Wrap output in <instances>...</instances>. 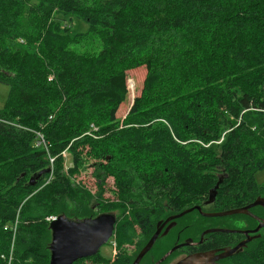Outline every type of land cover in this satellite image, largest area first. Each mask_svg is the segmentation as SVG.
I'll return each mask as SVG.
<instances>
[{
  "label": "trees",
  "instance_id": "obj_1",
  "mask_svg": "<svg viewBox=\"0 0 264 264\" xmlns=\"http://www.w3.org/2000/svg\"><path fill=\"white\" fill-rule=\"evenodd\" d=\"M250 6L256 9L224 0H0V82L10 87L0 108V264H49L47 217L92 215L72 213L68 196L81 192L63 171L67 153L76 164L83 146L102 160L95 171L99 182L115 178L113 207L126 214L133 209L126 218L118 215L120 245L136 238V225L144 240L150 236L160 204L181 211L199 202L217 169L243 179L244 191L235 189L230 197L264 193V184L254 191L246 186L264 168V37L254 34L261 30L264 36V5ZM74 18L86 29L72 35L62 24ZM212 26L218 31L200 59L206 49L195 41ZM221 28L228 31L223 38ZM86 38L98 40L100 48L76 49ZM192 42L187 74L173 95L151 100L170 75L172 59L182 55L175 49L186 53ZM141 66L147 69L141 93L122 127L117 112L130 93L128 70ZM93 110L106 111L95 117ZM36 131L44 133L48 149L36 145ZM17 218L13 242L5 226ZM87 259L128 264V258L99 253ZM227 264H264V235Z\"/></svg>",
  "mask_w": 264,
  "mask_h": 264
},
{
  "label": "rangeland",
  "instance_id": "obj_2",
  "mask_svg": "<svg viewBox=\"0 0 264 264\" xmlns=\"http://www.w3.org/2000/svg\"><path fill=\"white\" fill-rule=\"evenodd\" d=\"M226 3L232 4L233 7L241 10H250L253 11L256 8L250 6V5H264V0H227ZM258 8L261 10L262 7L258 6ZM31 19H33L35 22H38V19L33 16H28ZM75 21V24H74ZM66 24L73 25L72 27H69L68 25L62 24L63 27H67L72 35H75L76 31H85L86 25L83 22L78 21L76 18L73 19V21H66ZM218 30L215 26H212L209 31H207L206 36L202 37L195 42H200L202 46L205 47L204 53L200 56V59L203 58V56L207 53L209 50V43L211 40V37L216 33ZM254 31V30H253ZM220 36L223 38L228 35V31L224 28H221L219 30ZM254 34L258 36V38L261 40L263 39V32L261 30H258L257 32L254 31ZM76 42L73 43V46ZM101 44L98 40H94V38H86L83 39L80 43H76L75 48L87 53H93L96 52L100 48ZM193 42L190 46V48L187 50L186 53H183L181 48L178 46L177 49L178 52L182 55H177L176 59H172V71L168 78L161 84L160 88L156 90L154 93L151 94V100L157 101L159 100H165L169 99L171 95H173V91L178 87L180 82L182 81L184 74L186 72L185 64H190V59L188 55H190L193 50ZM261 50L264 51V48L261 47ZM147 69L145 66L137 67L128 70V87L130 90V93L124 103L121 104L119 107V110L117 112V118L119 120V124L122 127H125V118L128 117L129 109L133 103V100L135 96L139 95L141 93V89L143 86V81L146 75ZM10 87L7 84L0 82V108H2L7 100L8 94H9ZM106 110L102 111H92V114L95 117H99L105 113ZM128 126V125H127ZM96 129H98V125L94 126ZM94 129V128H93ZM89 135L92 133L91 128H88V131L86 132ZM82 152L80 153V159L75 164L72 161L71 156L69 153H67V156L64 158L65 163L67 165V168H65L63 171L67 174L72 187L76 188L78 192H81V195L72 194L71 197L68 196L67 200L72 204V213L73 214H86L87 213H102V212H111L116 215L122 214L123 218L128 217L130 213H132L133 209H128L127 214L123 213L122 209H115L113 205L118 199V193H117V185L115 182V178L110 175L107 177L105 182H99V180L96 178L95 171L98 168V164L100 161L99 158H97L94 154V151H92V148L89 146H83L81 147ZM66 150L62 152V155L65 156ZM76 165L75 170L71 171L70 167L73 165ZM118 165V163H115ZM121 165V164H120ZM256 178L257 181L261 184H264V169L259 170L256 172ZM79 189V190H78ZM81 201V202H80ZM184 203V202H183ZM80 207L82 209H80ZM211 207V206H210ZM95 210V211H94ZM94 213H92V212ZM172 213V208L170 207L169 203H163L160 204L158 212L156 213V210H153V216L155 221L164 218L168 216V214ZM184 218L181 219V222L189 221L191 219H196L199 215L197 212H192L190 214L183 215ZM88 217V216H87ZM84 218V217H83ZM244 225H246V221H243ZM136 230L137 225L135 226ZM51 234V231H50ZM142 235H135V239H132L131 242L125 243L120 245L118 244L117 238L115 239V235L113 234L112 237L106 242L99 250V254H101L103 257L107 259H111L115 255V251H117L118 257L117 260H127L128 253H131L132 250H135V241H137L138 237ZM52 239V236L50 235V241ZM137 252V251H136ZM98 254V253H97ZM96 254L91 255L90 257H95ZM116 257V256H115ZM114 257V258H115ZM89 258V257H86ZM133 258V256H132ZM82 260V259H81ZM77 262V261H76ZM75 262V263H76ZM79 262V261H78ZM73 263V264H75ZM80 263V262H79ZM77 263V264H79ZM80 264H99L95 263L93 259H87L82 261ZM103 264V263H101Z\"/></svg>",
  "mask_w": 264,
  "mask_h": 264
},
{
  "label": "flooded vegetation",
  "instance_id": "obj_3",
  "mask_svg": "<svg viewBox=\"0 0 264 264\" xmlns=\"http://www.w3.org/2000/svg\"><path fill=\"white\" fill-rule=\"evenodd\" d=\"M262 169H259V170H262ZM256 172H255L256 183L253 181L252 178H249L247 185H246L247 187L252 188L253 191L255 190L256 187L259 188L257 184L260 185V183L257 181V178H256ZM219 180H221V182H220L217 194L215 196V199L212 202H207L208 199L210 198V189L213 186H215ZM213 181H215L214 185L209 188V191L204 196V198L202 199L200 198L199 202L193 203L192 205L190 204L186 208L196 206V205H201L202 211L215 212V211L229 210V209L236 208V207H243V206H246L252 203L259 196L264 197V193L256 195L255 197H252L254 193L257 192V190L254 191L252 196L246 197L247 198L246 200L245 199L240 200L241 195L230 197L228 194L235 189L243 192L245 189V184L242 178H239L238 181H236L229 174V172L224 169H217L214 171ZM230 200L234 204L233 207H226L229 205ZM239 202L241 203L237 204ZM258 207H260L261 209L259 208V210H257ZM171 208H172V213L168 214V216L161 218L159 220L164 221L169 216L179 213L184 210L183 209L181 211H176L174 210L173 207ZM250 211L264 218V207L263 206L257 205V206L251 207ZM192 212H197L199 216L196 219H191L189 221H184V222H181V219H183L184 216L169 220L164 225L160 233V236L156 240L153 247L143 257V259L141 260L139 264H176L179 261L187 258L188 256H191L197 253H206V252H211L210 256L212 259L210 258V261L209 260L207 261L208 257H204L205 260L203 261L202 264H227V261L231 256L226 257V258H215V257L219 255L224 250L225 247H232L246 237V234L239 230L248 229V230H251L250 235H257V234L264 235V227L258 230L257 232L252 231L259 224V221L252 215L246 214L250 217V219H246L245 217H243L242 214L244 213H236V214L223 215V216H207V215L202 214L198 208H195L191 212L187 213V215ZM97 214L94 213L89 216H96ZM159 220L155 221L154 229L152 230L150 234H148L150 236L147 237L146 240H144L142 236H139L137 241L134 242L136 245L135 250H132L131 253H128L127 255L128 264H131L133 262L137 253L145 245L148 239L154 234V232L157 229V222ZM120 221L121 219L117 215V222H116L115 227H117L120 224ZM243 221H246V225H244ZM170 223H174V225L169 229L167 233H164L166 227ZM137 228L138 229L134 235H146L143 232L142 226L137 225ZM216 228L217 229L222 228L225 230L210 231V229H216ZM235 230H238V231H235ZM114 235L116 236L115 231H114ZM231 235H242V236L240 239H238L237 237H233ZM175 246H177V248L174 251H171L172 248ZM117 257H118V254H116V257L114 259H117ZM82 261L84 260H81V262Z\"/></svg>",
  "mask_w": 264,
  "mask_h": 264
},
{
  "label": "water",
  "instance_id": "obj_4",
  "mask_svg": "<svg viewBox=\"0 0 264 264\" xmlns=\"http://www.w3.org/2000/svg\"><path fill=\"white\" fill-rule=\"evenodd\" d=\"M50 171V168L44 169L31 177L30 182L35 184L43 173ZM221 180H219L214 187L210 189V198L207 202H212L215 199ZM264 207V197H257L252 203L243 206L236 207L229 210L205 212L202 211L201 205L192 206L184 209L183 211L173 214L166 218L164 221L159 220L157 222V229L154 234L148 239L145 245L140 249L131 264H139L143 257L153 247L156 240L160 236V233L164 225L171 219L181 217L195 208H198L202 214L207 216H223L236 213H244L255 217L259 224L252 231L257 232L264 227V218L260 217L250 211L254 206ZM163 221V223H162ZM117 215L111 212H102L96 216H88L84 218H70L67 214L62 213L49 222V229L51 231L52 239L49 242V249L51 251V258L49 264H73L79 259L90 257L93 254L99 253L100 248L104 245L110 237L114 234L116 229ZM162 223V225H161ZM174 225L170 223L164 233H167L169 229ZM212 230H225L222 228L210 229ZM209 231V230H208ZM206 231V232H208ZM238 231V230H235ZM246 234V237L232 247H225L224 250L215 258H226L232 256L238 250L244 248L248 242L252 239L260 237V234L250 235L251 230L244 229L239 230ZM91 243L90 246H82L84 243ZM177 246L173 247L171 251H174ZM211 252L197 253L179 261L176 264H202L205 260L204 257H208L207 261H210ZM212 259V258H211Z\"/></svg>",
  "mask_w": 264,
  "mask_h": 264
},
{
  "label": "built area",
  "instance_id": "obj_5",
  "mask_svg": "<svg viewBox=\"0 0 264 264\" xmlns=\"http://www.w3.org/2000/svg\"><path fill=\"white\" fill-rule=\"evenodd\" d=\"M94 129H96V127H94ZM36 133H37L36 145L37 146H43V147L48 149V141L46 140V137H45L44 133L41 132V131H36ZM54 162H55V157L50 156V163H51L52 166H53ZM54 218H56V215H51V216L47 217V220H48V222H50ZM18 224H19V220L17 218L14 223H10L9 225L5 226V229H10V230L13 231V242H14L15 237H16ZM12 259H13V247H12V249L10 251V262H11Z\"/></svg>",
  "mask_w": 264,
  "mask_h": 264
},
{
  "label": "bare ground",
  "instance_id": "obj_6",
  "mask_svg": "<svg viewBox=\"0 0 264 264\" xmlns=\"http://www.w3.org/2000/svg\"><path fill=\"white\" fill-rule=\"evenodd\" d=\"M91 245V243H89V242H87V243H84L82 246H90Z\"/></svg>",
  "mask_w": 264,
  "mask_h": 264
},
{
  "label": "crops",
  "instance_id": "obj_7",
  "mask_svg": "<svg viewBox=\"0 0 264 264\" xmlns=\"http://www.w3.org/2000/svg\"><path fill=\"white\" fill-rule=\"evenodd\" d=\"M116 254H117V251H115V255H114V257L116 256ZM114 257H113V258H111V259H114Z\"/></svg>",
  "mask_w": 264,
  "mask_h": 264
}]
</instances>
